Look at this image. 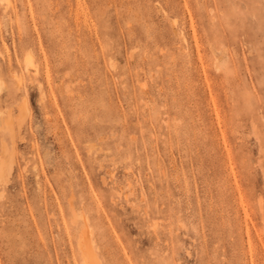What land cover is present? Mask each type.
Segmentation results:
<instances>
[{
	"label": "rangeland",
	"instance_id": "rangeland-1",
	"mask_svg": "<svg viewBox=\"0 0 264 264\" xmlns=\"http://www.w3.org/2000/svg\"><path fill=\"white\" fill-rule=\"evenodd\" d=\"M96 260L264 264V0H0V264Z\"/></svg>",
	"mask_w": 264,
	"mask_h": 264
},
{
	"label": "bare ground",
	"instance_id": "bare-ground-1",
	"mask_svg": "<svg viewBox=\"0 0 264 264\" xmlns=\"http://www.w3.org/2000/svg\"><path fill=\"white\" fill-rule=\"evenodd\" d=\"M86 252H87V251H86ZM91 258H92V260H93V257H91ZM91 258H90V260H91ZM90 260H89V261H90ZM96 261H97V260H96ZM94 263H95V259H94ZM97 263H99V262L97 261ZM97 263H96V264H97ZM99 264H100V263H99Z\"/></svg>",
	"mask_w": 264,
	"mask_h": 264
}]
</instances>
